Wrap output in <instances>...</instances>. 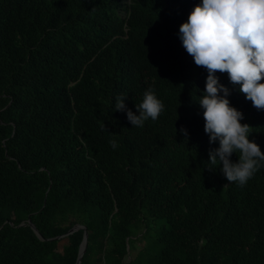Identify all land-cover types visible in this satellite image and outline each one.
Here are the masks:
<instances>
[{
	"label": "trees",
	"instance_id": "1",
	"mask_svg": "<svg viewBox=\"0 0 264 264\" xmlns=\"http://www.w3.org/2000/svg\"><path fill=\"white\" fill-rule=\"evenodd\" d=\"M78 224L82 264H264V0H0V264Z\"/></svg>",
	"mask_w": 264,
	"mask_h": 264
},
{
	"label": "water",
	"instance_id": "2",
	"mask_svg": "<svg viewBox=\"0 0 264 264\" xmlns=\"http://www.w3.org/2000/svg\"><path fill=\"white\" fill-rule=\"evenodd\" d=\"M25 225H30L41 240H46L42 236V234L39 232L38 228L36 227V225L33 223V221L31 219H28L27 221L22 222L20 226H25ZM80 229H84L85 230V235H84V240H83V242L81 244V247H80V252H79V257H78L77 264H82V257L84 255L86 249H87V246H88V235L89 234H88L86 226L78 224V225L74 226L72 229H70L69 232L66 235L50 239V240L62 239V238L68 237L69 235L73 234L74 232H76V231H78Z\"/></svg>",
	"mask_w": 264,
	"mask_h": 264
},
{
	"label": "rangeland",
	"instance_id": "3",
	"mask_svg": "<svg viewBox=\"0 0 264 264\" xmlns=\"http://www.w3.org/2000/svg\"><path fill=\"white\" fill-rule=\"evenodd\" d=\"M68 243V240L67 238H63L61 241H60V249H62L63 245H66ZM146 244V241H140L138 242V245H137V249L136 250H133L131 251L130 255L128 256L127 260H130L132 258H134L138 252L140 251V249Z\"/></svg>",
	"mask_w": 264,
	"mask_h": 264
}]
</instances>
